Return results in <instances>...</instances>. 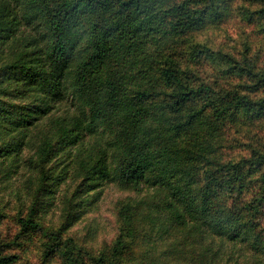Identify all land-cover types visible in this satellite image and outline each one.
Listing matches in <instances>:
<instances>
[{
	"label": "trees",
	"instance_id": "trees-1",
	"mask_svg": "<svg viewBox=\"0 0 264 264\" xmlns=\"http://www.w3.org/2000/svg\"><path fill=\"white\" fill-rule=\"evenodd\" d=\"M171 1L0 0V85L26 101L0 100L3 178L20 173L13 153L25 139L40 142L35 201L19 216L14 243L38 225L45 197L51 204L58 189L68 230L92 200L87 183L72 198L63 185L103 176L132 196L120 214L126 232L102 248L97 264H219L227 241L247 244L253 264H264L252 200L240 199L264 153L238 160L220 153L227 117L259 114L264 97L190 81L170 58V43L199 25L215 0ZM68 96L77 114L39 120ZM16 259L0 255V264Z\"/></svg>",
	"mask_w": 264,
	"mask_h": 264
},
{
	"label": "rangeland",
	"instance_id": "rangeland-1",
	"mask_svg": "<svg viewBox=\"0 0 264 264\" xmlns=\"http://www.w3.org/2000/svg\"><path fill=\"white\" fill-rule=\"evenodd\" d=\"M175 1L181 0H172L171 3ZM208 2L195 0L194 4L204 6ZM207 5L210 7L199 25L172 39L170 58L188 71L194 84H209L216 91L237 90L254 99L264 97V0H215ZM6 86V82L0 85V100H6L7 105L13 107L26 102L15 98L10 91H3ZM73 102L71 96L55 102L54 108L39 120L48 124L49 115H62L68 109L73 115L77 114ZM222 138L220 153L224 160L264 153V111L257 115L240 113L236 119L227 117ZM29 140L25 139L26 143ZM35 141L25 143L22 150L15 149L13 154H18L22 167L20 173L12 177L14 179L3 178L1 169L6 164L0 167V255H17L11 264H69L67 261L73 259L82 264H97L102 248L110 247L119 233L126 232L120 223V214L132 196L103 176L91 183H81L84 178L70 179L68 185H63L64 191L72 198L74 193L82 192L80 190L87 183L90 188L85 194L89 193V200H92L88 204L87 201L81 203L80 217L70 219L68 230L61 229L66 221L58 189L52 195L54 201L51 204L48 203L49 196L45 197L48 202L38 217V225L18 242L12 241L19 231L18 218L30 211L39 185L40 172L37 175V171L31 168L40 162V142ZM23 172L25 177H21ZM28 175L34 178L33 184L27 183ZM263 175L264 163L248 174L249 186L240 199L243 203L252 200L254 218L251 221L264 239V200L260 205L258 200L264 192ZM69 238L75 239L76 244H72ZM224 250L223 261L219 264L224 261L226 264H253L254 250L243 242L227 241Z\"/></svg>",
	"mask_w": 264,
	"mask_h": 264
}]
</instances>
